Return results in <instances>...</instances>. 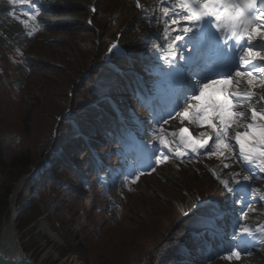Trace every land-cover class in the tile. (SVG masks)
Here are the masks:
<instances>
[{"label": "snow or ice", "instance_id": "obj_1", "mask_svg": "<svg viewBox=\"0 0 264 264\" xmlns=\"http://www.w3.org/2000/svg\"><path fill=\"white\" fill-rule=\"evenodd\" d=\"M8 2L14 6H31L33 11L21 9L22 16L27 19L17 17L31 35L33 25L29 22H36L42 10L38 6L39 0ZM164 3L165 0H161V16L156 20L158 25L161 22L164 25L165 46L159 56L164 66L157 64L152 67L150 74H155L157 79L150 90L141 89L138 79V92L153 94L152 98L157 101L150 106L151 121L157 127L153 129L145 151L151 147L155 155L158 151L155 141L165 147L170 141L174 142L177 133H167L163 128L169 118L179 116L181 122L187 120L201 127L207 125L214 136L202 140L194 139L188 128L181 127L178 133L180 144L196 156L202 150L209 149L204 154L215 156L222 169L231 168L233 161L239 164L244 172L242 179H238L240 172H230L228 178H222L213 170V175L233 204L240 203L254 211L252 203L255 196L264 191L252 186L256 179H264V95L253 91L255 88L264 89V0H170L168 6H163ZM136 6L142 8L139 0ZM92 11L95 12V8ZM91 22L88 21L89 24ZM146 22L151 23L152 18ZM154 48H161V45L157 44ZM114 50L120 52L116 43L111 44L108 53L114 54ZM96 88L103 90L100 83ZM137 99H141L139 94ZM230 132L233 134L230 135ZM127 135L133 145L143 143L137 141L133 133ZM166 136L168 139H165ZM210 140L213 141L211 145ZM186 155L188 152L179 148L175 152L176 157ZM168 159V155H155L157 165ZM155 170V167H151V171ZM143 174V171L133 174L132 183ZM249 189L252 199H236L237 191ZM209 206L214 211V217L207 223L216 229L215 221L223 219L227 210L199 198L192 205L200 210ZM189 215V212L184 213L185 217ZM191 215L197 214L192 212ZM242 215L247 218V212ZM201 218H204L203 211ZM231 239L234 250L225 258L239 260L243 246H256L258 243L264 247V226L254 229L240 224L231 233ZM176 247H181L179 241ZM248 254L251 255L250 252ZM20 264L28 262L21 261Z\"/></svg>", "mask_w": 264, "mask_h": 264}, {"label": "trees", "instance_id": "obj_2", "mask_svg": "<svg viewBox=\"0 0 264 264\" xmlns=\"http://www.w3.org/2000/svg\"><path fill=\"white\" fill-rule=\"evenodd\" d=\"M123 1L126 2V0ZM121 2L120 0L119 5ZM97 23L105 26L100 19H97ZM59 26L63 27L66 24ZM75 26L82 29V26L78 24ZM92 39V36L86 37L85 45L91 43L92 48L85 50L82 54L84 65L87 63L88 56L92 55L96 48L92 44ZM41 47L38 53L43 61L36 62L38 68L34 70V76L27 81V85L22 89L21 95L16 97L17 99L13 100L5 94L7 91L0 83V227L2 222L9 217L8 200L15 182L36 165L44 149L54 140V137H51L50 128L54 122V113L66 100L64 86L80 76V67L83 66L81 59L66 48L58 51L55 48H46L44 45ZM46 53L52 60H58L59 65L49 64L48 60L43 57ZM78 94L84 96L82 89ZM93 117L92 113H86L81 119L90 121ZM68 132L69 129L64 130L63 127L58 130L60 135H66ZM74 141L76 140L74 139L65 146L66 154H71L73 147L78 145L77 143L72 144ZM61 157L67 162L66 158ZM54 163L61 164V158L56 159ZM70 174H72L71 171L62 165L59 168L51 165L44 169L45 177L40 179L41 186L31 196L27 205L20 208L16 227L23 237L33 232L34 229L29 227L30 223L47 213L51 228L65 242L60 249V255L77 252L85 264H124L130 260L138 264H170L174 261V264H181L179 259H186L185 264H193L196 263V257H201V252L190 241L187 250L173 248L166 253L167 255L160 254L158 248L155 247L158 238L151 241L148 247L139 246L140 235L147 232L148 225L140 217L135 216L120 221V224L113 227L112 231L101 233L100 238L109 236L111 239L94 241V238L89 235L91 232L89 233L84 220L79 218L77 212L79 202H69L63 197L64 190L69 194L72 193V184L75 183L74 186L80 187L78 182H75L76 180H72ZM66 175L70 177L67 178ZM165 187H167L165 193L172 191L173 193L169 195L176 197L174 187L170 185ZM214 190L215 187L211 186V191ZM22 200L23 197L20 194L16 198V204ZM152 203L159 207L160 212L168 206L171 214L177 213L178 209L172 201H168L166 205L161 202L152 201ZM173 218L174 215H172ZM29 239L30 247L34 246L32 236H29ZM21 246L23 248V244ZM137 248L138 252H136ZM133 253L138 256H132ZM252 260L256 261V264H264V258L255 257Z\"/></svg>", "mask_w": 264, "mask_h": 264}, {"label": "rangeland", "instance_id": "obj_3", "mask_svg": "<svg viewBox=\"0 0 264 264\" xmlns=\"http://www.w3.org/2000/svg\"><path fill=\"white\" fill-rule=\"evenodd\" d=\"M55 3V9H52L50 12L43 13V15L46 16V19L52 20V23H63V22H74L77 20L78 17H76L75 11L79 12L84 16V19L88 16L87 10H86V5L90 2V0H52ZM102 1V0H100ZM105 1V0H103ZM158 15H156L157 17ZM158 18H154L156 21ZM51 23V24H52ZM160 24L158 25L156 22L152 26L148 28H141V35H146L145 38L148 40L151 39V36L153 38L154 35H159L158 28ZM45 27V26H44ZM54 38L61 39V36L59 35H53L51 36L48 31L42 30V34L40 35V39L44 40V42H50V40H53ZM63 40V39H61ZM61 42V41H60ZM65 43V42H64ZM63 43V44H64ZM143 54L147 57V54L144 50V47L142 46ZM262 95H264V89L259 88V90ZM39 161H37L38 163ZM42 163H46V161H43ZM41 162L39 164H42ZM36 167H38V165ZM35 167V168H36ZM34 169V168H33ZM163 171V172H162ZM167 172V166L165 164H162L160 166V170L157 173H150L148 174L147 177H145V181L148 183L150 182L152 186L158 187L162 180L161 178L164 177V175ZM263 188V186H260V189ZM166 190V189H165ZM35 189L33 188V192ZM172 192V191H171ZM168 191V194L171 193ZM173 193V192H172ZM259 196L261 195L262 201L260 205L257 203L253 205L252 209L254 211L250 210V212L247 213V216L249 219H254L256 217V212L261 210H264V191H260L257 193ZM32 193H29L27 196L23 197V202L27 201L28 197H30ZM162 198L165 199V196H160V199ZM9 204V200H8ZM134 203H131L127 207V211L131 215H135L141 218L140 211L137 213L135 208H133ZM10 210V208H9ZM168 211V209H165ZM125 211V208L124 210ZM126 212V211H125ZM124 212V216H125ZM9 217L6 218L5 222H2L0 230L3 229V226L6 225L7 222H9ZM45 222L47 225H45ZM33 223V224H32ZM32 229L33 232L31 233L30 236H32V239L34 241V246L30 247V240L26 237H23L20 232L17 233V238L19 240L20 244H23V252H25V255L31 256L34 258L37 264H82L80 262V258L77 257V253L75 252L72 255L69 254H63V256L60 255V249L64 245L63 240H61L60 236L55 235L53 236L52 233L50 232V224L48 225L47 218H40L39 221L32 222ZM105 229H102L99 231V234L103 233ZM256 250V253L259 254L260 256L264 257V247H253ZM253 250H249L250 253H252ZM248 254V253H247ZM243 255V254H242ZM248 256H250L248 254ZM124 264H138L134 260H130L129 262Z\"/></svg>", "mask_w": 264, "mask_h": 264}, {"label": "bare ground", "instance_id": "obj_4", "mask_svg": "<svg viewBox=\"0 0 264 264\" xmlns=\"http://www.w3.org/2000/svg\"><path fill=\"white\" fill-rule=\"evenodd\" d=\"M38 172H40L39 177L37 176ZM41 173H42V170H37V171H34L31 175H29V177L23 178L22 180L18 182L17 189L24 191V193L30 192L32 187L35 186V184L39 180ZM14 202H15V198L12 197L10 200L11 205H14ZM12 225L13 223L7 222L6 225L3 226V229L0 233V250L5 251V252H9V251L16 252L15 255H18L17 254L18 249H16L15 242H14V238H16V235L13 238ZM52 235L55 236L53 233ZM7 248L9 251L7 250Z\"/></svg>", "mask_w": 264, "mask_h": 264}, {"label": "water", "instance_id": "obj_5", "mask_svg": "<svg viewBox=\"0 0 264 264\" xmlns=\"http://www.w3.org/2000/svg\"><path fill=\"white\" fill-rule=\"evenodd\" d=\"M17 191H15V192H17ZM18 212H19V208L15 209L14 206H11L10 222L13 223V225H12L13 238H14V236L16 234V230H15L14 226H15L17 220H18ZM14 242H15L16 249H18L16 238H14ZM7 250H8V248H7ZM14 253H16V252L0 251V264H20L21 261H27L28 264H35L33 260H31L30 258L26 257L24 254L20 253V254H18V256L15 257V256L12 255Z\"/></svg>", "mask_w": 264, "mask_h": 264}]
</instances>
